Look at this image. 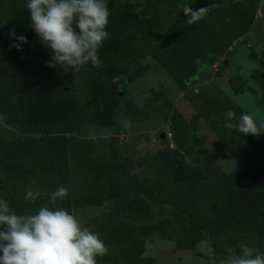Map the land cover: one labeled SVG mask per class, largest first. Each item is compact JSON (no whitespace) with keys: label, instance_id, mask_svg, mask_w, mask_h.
Returning a JSON list of instances; mask_svg holds the SVG:
<instances>
[{"label":"trees","instance_id":"obj_1","mask_svg":"<svg viewBox=\"0 0 264 264\" xmlns=\"http://www.w3.org/2000/svg\"><path fill=\"white\" fill-rule=\"evenodd\" d=\"M26 2L0 0V113L21 134L0 141V199L17 214L34 213L43 205L72 213L110 202V213L98 233L109 248L96 258L97 264H157L143 256L150 229L143 226L132 232L118 219L120 212L139 223L151 215L157 232L180 251H193L208 241L214 264L226 256V246L239 251L241 242L264 252V134L245 135L226 128V123H237L248 112L216 87L189 90L184 96L230 154L238 167L235 172L225 173L193 127L183 121L172 129L175 148L140 157L137 167L133 159H118L116 138L73 137L111 125V97L102 80L124 65L131 68L151 58L171 75L179 92L187 90L190 81L209 79L207 71L215 64L222 67L223 59L233 57L234 47L255 30L256 5L249 0L108 2L109 38L99 49L100 66L89 63L65 73L46 66L50 50L29 27ZM183 4L194 10L212 7L190 25ZM13 26L16 35L30 41L19 51L10 47L8 33ZM249 58L258 60L263 70L261 91L245 88L239 73L228 83L236 93L247 91L257 97L264 116V48L260 57L252 52ZM229 110L236 113L233 121L225 116ZM36 133L42 136L33 137ZM50 133L69 137L56 147ZM58 186L70 194L53 205L48 193ZM37 188L41 196L26 201V191Z\"/></svg>","mask_w":264,"mask_h":264},{"label":"rangeland","instance_id":"obj_2","mask_svg":"<svg viewBox=\"0 0 264 264\" xmlns=\"http://www.w3.org/2000/svg\"><path fill=\"white\" fill-rule=\"evenodd\" d=\"M111 1L138 3L143 0H108ZM249 1L257 7L255 30L249 32L241 39L240 44L234 47L233 57L223 59L222 67L215 64L212 71H207L210 73L209 79L203 82L188 81V89L179 92L176 91L171 75L151 58H145L131 68L124 65L117 73H112L102 80L103 86L110 92L113 112L111 125L89 128L83 134L73 137L79 141L116 138L118 159L121 161L133 159L137 167L140 157L153 156L158 151L174 149L172 129L183 121L193 127L195 135L225 173L237 171L238 167L230 154L204 121L197 117L184 95L189 90L196 93L199 88L216 87L257 121L264 123V116L256 105L257 97L247 91L236 93L228 83L231 77L239 73L246 81L245 88L260 92L263 86V70L258 60H251L249 55L253 52L260 57L264 48V0ZM217 71L220 73L215 75ZM20 136L17 129L8 124L6 116L0 113V141ZM32 136L39 138L42 134L36 133ZM48 137L56 147H61L64 138L67 140L69 135L50 133ZM112 156L115 157L113 154ZM2 179L0 171V184ZM110 205L111 203L107 201L93 203L73 210L72 213L82 228L88 227L98 235L110 213L108 212ZM112 215H115V211H112ZM118 219L125 221L129 229L135 233L143 226L150 229L146 236L143 256L154 258L157 264H187L196 262V257L204 258V264H214L211 261L212 250L208 241L198 243L193 251H180L157 232L155 229L157 223L152 221L151 215L139 223L126 220L124 214L120 212ZM106 247L109 248L108 245Z\"/></svg>","mask_w":264,"mask_h":264},{"label":"clouds","instance_id":"obj_3","mask_svg":"<svg viewBox=\"0 0 264 264\" xmlns=\"http://www.w3.org/2000/svg\"><path fill=\"white\" fill-rule=\"evenodd\" d=\"M39 43L50 50L46 66L65 73L79 71L86 64L100 66L99 49L109 38L107 25L111 15L108 0H27L25 5ZM188 24L202 20L212 7L194 10L190 4L180 6ZM11 48L22 50L30 43L23 34L16 35L15 26L8 33ZM228 121L236 113L225 114ZM225 127L245 135L264 134V123H257L242 113L237 123ZM70 194L58 186L48 193L53 205ZM40 190H28L26 201L34 202ZM108 249L102 239L88 227H81L76 216L65 208L41 206L34 213L17 214L5 199H0V264H97ZM219 264H264V252L246 243L237 248L226 246V256Z\"/></svg>","mask_w":264,"mask_h":264},{"label":"crops","instance_id":"obj_4","mask_svg":"<svg viewBox=\"0 0 264 264\" xmlns=\"http://www.w3.org/2000/svg\"><path fill=\"white\" fill-rule=\"evenodd\" d=\"M197 261L196 262H192V263H187V264H204L205 260L204 258L201 257H196ZM202 260V261H201ZM212 261V260H211Z\"/></svg>","mask_w":264,"mask_h":264},{"label":"water","instance_id":"obj_5","mask_svg":"<svg viewBox=\"0 0 264 264\" xmlns=\"http://www.w3.org/2000/svg\"><path fill=\"white\" fill-rule=\"evenodd\" d=\"M251 5H252V3H251Z\"/></svg>","mask_w":264,"mask_h":264}]
</instances>
